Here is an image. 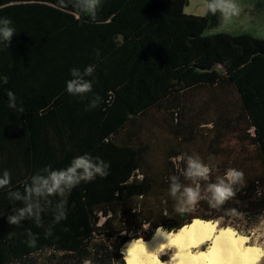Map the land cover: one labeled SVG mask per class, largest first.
I'll return each instance as SVG.
<instances>
[{"label":"trees","instance_id":"trees-1","mask_svg":"<svg viewBox=\"0 0 264 264\" xmlns=\"http://www.w3.org/2000/svg\"><path fill=\"white\" fill-rule=\"evenodd\" d=\"M187 4L101 0L92 14L75 0H0V17L16 30L10 46L0 45V74L9 77L0 85V173H11L0 190V264H125V243L160 226L171 232L202 219L241 230L236 222L252 228L264 217V37L211 32L218 10L197 15ZM89 64L93 93L69 95L70 69ZM93 94L102 100L90 109ZM84 153L109 162L108 175L72 190L52 235L45 231L58 198L42 202L41 227L8 223L23 206L9 200L10 189L23 192L41 169ZM186 155L209 165L206 183L242 171L234 197L213 208L202 195L193 210L177 212L169 177Z\"/></svg>","mask_w":264,"mask_h":264},{"label":"clouds","instance_id":"clouds-1","mask_svg":"<svg viewBox=\"0 0 264 264\" xmlns=\"http://www.w3.org/2000/svg\"><path fill=\"white\" fill-rule=\"evenodd\" d=\"M101 0H75V7L80 12H91L95 14ZM208 10L215 13L221 11L225 17L237 11L233 0H209ZM16 30L13 22L8 17H0V45L10 46ZM96 55L99 56V50ZM96 66L86 65L83 69L73 67L70 69V79L65 82V90L69 95L81 98L88 97L93 93V77ZM9 77L0 74V85L7 84ZM8 104L10 109H17V96L8 90ZM102 98L93 94L89 101V108L94 109L101 103ZM183 170H178L179 175L173 174L169 177L168 195L176 202V211L179 213L188 212L194 209L202 195L207 199L213 208L222 207L226 201L235 195V186L243 181V172L234 168L227 169L222 176H217L214 182L206 183L209 180L210 168L199 156L186 155ZM110 168L109 162L100 157H94L90 153H84L72 158L71 162L64 168L55 169L46 166L30 178V183L24 187L23 192L9 190V200L22 202L23 206L13 208L8 215L7 221L11 225L20 226L25 219H30L37 226H42V221L46 209L43 201L48 198H58L53 215V222L45 235H52V226L67 219V197L72 190L82 182H91L99 177H106ZM190 181L184 183L181 180ZM205 182L202 191L201 183ZM11 184V173L4 170L0 173V190L9 188ZM161 227L155 230L154 241H162L164 237L160 235ZM27 243L34 246L36 236L31 230L27 233ZM158 242V243H159ZM143 243V242H141ZM168 247H175L176 253L167 256L165 261H161L159 255H150L146 247H134L131 244L122 249L125 264H201V261L185 252L186 245L182 240L172 243L169 239ZM220 264H229L228 261H221Z\"/></svg>","mask_w":264,"mask_h":264},{"label":"bare ground","instance_id":"bare-ground-1","mask_svg":"<svg viewBox=\"0 0 264 264\" xmlns=\"http://www.w3.org/2000/svg\"><path fill=\"white\" fill-rule=\"evenodd\" d=\"M154 235L149 239H133L125 243L134 247H146L150 255H159L160 251L168 247L170 239L172 243L182 240L185 252L197 257L201 264H220L228 261L229 264H258L264 256V248L261 245L249 244L250 238L237 233L232 227H220L215 221L195 219L191 224L176 231H167L161 228L162 241H154ZM143 242V243H141ZM159 242V243H158ZM207 243L204 249H200ZM159 258L161 261H165Z\"/></svg>","mask_w":264,"mask_h":264},{"label":"rangeland","instance_id":"rangeland-1","mask_svg":"<svg viewBox=\"0 0 264 264\" xmlns=\"http://www.w3.org/2000/svg\"><path fill=\"white\" fill-rule=\"evenodd\" d=\"M233 2L236 4L237 11L225 17V15L218 10L219 24L210 31H249L264 37V0H233ZM208 3L209 0H188L185 11L197 15H206L209 12L207 8ZM216 223L219 226V222L217 221ZM235 224L242 229L237 230L234 227L232 228L237 231V233L249 237V244H258L264 248V217L252 228H248L247 225L249 223L243 220ZM241 231L243 232L241 233ZM206 246L207 243L200 249H204ZM174 252V248H166L160 251L159 255L161 259L166 260L168 258L167 256L173 255ZM258 264H264V256Z\"/></svg>","mask_w":264,"mask_h":264},{"label":"water","instance_id":"water-1","mask_svg":"<svg viewBox=\"0 0 264 264\" xmlns=\"http://www.w3.org/2000/svg\"><path fill=\"white\" fill-rule=\"evenodd\" d=\"M172 231H175V230H172Z\"/></svg>","mask_w":264,"mask_h":264}]
</instances>
